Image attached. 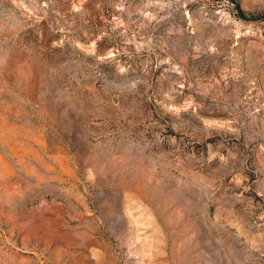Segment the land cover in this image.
<instances>
[{
	"label": "rangeland",
	"instance_id": "1",
	"mask_svg": "<svg viewBox=\"0 0 264 264\" xmlns=\"http://www.w3.org/2000/svg\"><path fill=\"white\" fill-rule=\"evenodd\" d=\"M0 264H264V0H0Z\"/></svg>",
	"mask_w": 264,
	"mask_h": 264
}]
</instances>
